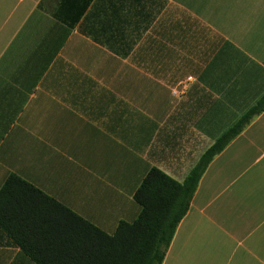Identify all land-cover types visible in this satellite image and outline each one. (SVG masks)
<instances>
[{
  "label": "crops",
  "instance_id": "0c3cea01",
  "mask_svg": "<svg viewBox=\"0 0 264 264\" xmlns=\"http://www.w3.org/2000/svg\"><path fill=\"white\" fill-rule=\"evenodd\" d=\"M264 97V0H0V191L108 235ZM163 264H264V112L209 165ZM0 264H37L0 228Z\"/></svg>",
  "mask_w": 264,
  "mask_h": 264
},
{
  "label": "trees",
  "instance_id": "16d2710c",
  "mask_svg": "<svg viewBox=\"0 0 264 264\" xmlns=\"http://www.w3.org/2000/svg\"><path fill=\"white\" fill-rule=\"evenodd\" d=\"M264 112V97L179 183L152 169L135 194L141 213L104 233L32 184L11 176L0 191V228L37 264H163L211 162Z\"/></svg>",
  "mask_w": 264,
  "mask_h": 264
}]
</instances>
